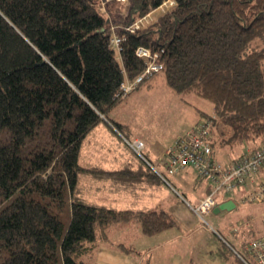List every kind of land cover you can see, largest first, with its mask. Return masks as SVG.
<instances>
[{"label":"trees","instance_id":"obj_1","mask_svg":"<svg viewBox=\"0 0 264 264\" xmlns=\"http://www.w3.org/2000/svg\"><path fill=\"white\" fill-rule=\"evenodd\" d=\"M104 1L108 9L125 4L118 48L100 10ZM167 1L0 0V264H88L99 243L113 244L115 224L134 221L145 235L176 225L164 209L116 208L81 195L83 177L164 181L145 146L141 157L129 144L128 124L109 114L157 73L177 95L212 104V114L198 109V121L171 144L200 124L208 125L212 156L217 146L264 142V0H171L136 31L125 29ZM138 46L156 52L162 68L124 92L121 84L146 66ZM99 123L122 139L139 167L81 164ZM218 123L231 131L215 142L211 127ZM257 178L264 179V165ZM243 222L231 227L242 247L264 233ZM237 259L246 264L239 253Z\"/></svg>","mask_w":264,"mask_h":264},{"label":"rangeland","instance_id":"obj_2","mask_svg":"<svg viewBox=\"0 0 264 264\" xmlns=\"http://www.w3.org/2000/svg\"><path fill=\"white\" fill-rule=\"evenodd\" d=\"M112 2L113 1H111V3ZM171 5V0L163 2L157 9L149 12L147 17L140 18L131 25L136 28L135 24L139 26L140 23L147 22L148 19H154L158 16V13H162ZM124 6L125 4L122 2H114L111 8L108 9L107 1H104V4L100 6V10L105 11V15L108 17V25L110 26L112 36H117L116 31L118 29V23L121 22L125 14ZM141 26L142 24L140 27ZM198 109L212 114V104L209 101L193 94H188L183 97L177 95L165 84L163 75L157 73L132 91L125 100L113 107L109 111V114L112 118L128 124L129 139L135 136L141 137L149 142L151 149H156L155 152L159 153L161 148L167 145L174 135L182 133L196 121L199 117ZM99 129L107 130L109 133L98 131ZM230 131L229 126L221 123L211 127L212 138L215 142H217L220 137L228 135ZM106 135L110 137L109 143L111 146H108V142L104 138ZM111 137L114 138L116 143L125 148L127 154L129 153L135 158L134 153L123 145L122 139L112 134L103 125H100L91 132L88 140L85 141L82 147L81 164L84 166L101 164V157L109 153L103 148L106 147L110 150L112 148L115 149L116 145H118ZM102 145H104V147ZM245 145L246 144L242 146L236 145L230 148L228 146L225 148L217 146L216 155L219 156L221 161L231 159L232 156L235 155H231V153H237V151H240L242 148L244 149ZM111 152L110 150V153ZM147 156L154 162L152 152H150L149 155L147 154ZM192 175L193 173L189 178L187 176L185 178L191 181ZM165 177L173 186L168 185L165 181H161L158 184L161 187L162 199L160 194L158 195L159 197H149L146 194L144 197L142 192L137 196L132 194L127 196L118 194L119 199H125L126 201L124 202L128 204L121 201L119 202L116 199V193H108L106 187H100L98 190L97 187H94L96 182L94 183L89 177H83V183L84 186H86L82 188L81 195L85 200L118 208L132 207L157 209V207H163L169 212L174 213L179 223V229L176 228V230L178 229V232H180V236L173 240L161 241V238L151 237L154 238V241L159 242L155 245L153 252L146 253L143 251L141 253L132 252V250L126 251L119 248L116 244L113 246L111 244L108 245V243H99L90 256L91 260L87 261L88 258H86L89 264L91 262L95 264H119L122 260L129 261L137 259H142L143 262L150 259V264H233L234 262L235 264H243L240 259H237V253L249 259L247 253L239 244L238 237L231 233L229 228L234 225H240L247 217L250 218L251 214H259L260 210L257 203L238 201L234 209H221L218 212H212L211 210V212L204 215L203 220H201L191 208V206L195 205V194L190 191V189H183L174 181V178L168 175H165ZM137 182L138 181H133L132 183ZM97 183L104 184L105 186L110 184L111 186L113 181L110 183L107 180H100ZM186 201H188L191 206ZM141 202H148V204L142 206L140 204ZM157 203H160V206H156ZM177 209L188 217V220L194 222V224L185 225L183 222L185 217L180 218L176 214ZM131 222L133 226L137 228H128L129 235L126 236L127 240L130 236H134L131 234L135 233V230H138V236L147 238L140 234L138 223L134 221ZM137 232L135 234H137ZM171 232L172 231H169L170 234ZM111 234L113 235L114 233L111 232ZM115 236L117 237V234ZM138 236L131 239H135V243H137ZM141 237H139V239ZM118 241L119 240H117V242ZM130 241L131 240L126 243ZM219 249L225 251L226 255L218 254ZM105 257H108L107 261H100L105 259Z\"/></svg>","mask_w":264,"mask_h":264},{"label":"built area","instance_id":"obj_3","mask_svg":"<svg viewBox=\"0 0 264 264\" xmlns=\"http://www.w3.org/2000/svg\"><path fill=\"white\" fill-rule=\"evenodd\" d=\"M141 24L139 26L135 24L136 28L132 26L133 24L125 26V29L136 31ZM121 38L120 36H112L111 44L118 48ZM136 54L145 59L146 66L135 81L121 84V89L124 92H128L146 74L162 68V64L156 60V52L138 46ZM208 131L207 124H200L196 129L188 130L186 138L176 139L163 151L161 159L164 164V173H160L158 168L155 169L154 167L153 169L168 185L170 184L165 175L174 176L186 167L191 168L197 177L209 180L210 191L199 198L194 206L186 201L201 220H203L204 215L212 210L219 193L241 191V200L244 202H264V179L258 180L257 178L260 168L264 165V142L255 147L244 148L241 154L229 165L222 166L211 155V146L207 138ZM129 144L142 157L143 141L132 139ZM246 223L243 222V224ZM243 249L249 257V259H244L246 264H264V233L249 239L244 244Z\"/></svg>","mask_w":264,"mask_h":264},{"label":"crops","instance_id":"obj_4","mask_svg":"<svg viewBox=\"0 0 264 264\" xmlns=\"http://www.w3.org/2000/svg\"><path fill=\"white\" fill-rule=\"evenodd\" d=\"M160 13H158L159 15ZM118 26H120L118 24ZM199 118L196 119L195 122L198 121ZM118 121V120H117ZM122 122V121H120ZM193 122V123H195ZM124 123V122H122ZM192 123V124H193ZM126 124V123H125ZM100 125H103L104 127H106V129H109L108 126H106L104 123H99L96 127L100 126ZM191 126V125H190ZM189 126V127H190ZM95 127V128H96ZM94 128V129H95ZM93 129V130H94ZM186 130V129H185ZM184 130V131H185ZM98 131H103L105 133H109L107 130H104V129H99ZM183 131V132H184ZM111 132V131H110ZM182 132V133H183ZM181 134V133H180ZM179 134H176L174 135V137L170 140V142L167 144L169 145ZM104 138L107 140L108 142V146L110 145L109 141H110V137L108 135L104 136ZM113 139V141L115 142L114 138L111 137ZM132 138H140L144 141V144H145V147H144V151L149 155L150 152H152V155H153V158H154V161L159 164L158 166V169L159 171H161L162 173H164V164L159 160H162L159 156H160V153L163 152V149L167 146H163L160 150L159 153H156L155 150L156 149H151V145L149 144V142L147 140H144L143 138L141 137H132ZM116 143V142H115ZM118 144V143H116ZM101 146V145H99ZM111 146V145H110ZM246 147L244 148H247V147H253V144L250 143L248 145H245ZM105 149L109 152L108 154H105L103 155V157H101V166L105 167V168H112V169H117V168H121L122 166H130L131 168H136V167H139V161L137 160V158L135 159L131 154H127L125 152V148L120 146L119 144L116 145L115 149L112 148L110 149L112 152L110 153V150H108L106 147ZM242 150H244L243 148L240 150V151H237V153H231V155L235 154H240L242 152ZM126 153V155H125ZM230 155V156H231ZM235 155L232 156L235 157ZM215 158V160L220 163L221 165H227L231 162L232 158L231 159H228V160H225V161H221L219 156L214 154L213 156ZM137 160V161H136ZM191 170V171H190ZM191 168L189 167H186L184 169H182V171L179 173V174H176L174 176H170L172 178H174V181L180 185L183 189L185 190H188L190 189V191H192L194 194H195V204L198 202L199 198H201L203 195H205L206 193H208L211 189V184L209 182V180L207 179H203V178H200V177H197L195 175V172L193 171ZM193 173V175L191 176V181H189L188 179H186L185 177L187 176L189 178V176ZM99 182V181H98ZM112 183V182H111ZM160 182L158 181H153V180H147L146 178H141V181L139 180L137 183H130V182H113L112 185L110 186L107 185L105 186L104 184H98L97 182L94 184V187H97L98 190L100 189V187L104 188L106 187L108 193L111 192V193H116V199L120 202H124L126 201L125 199H119V196L118 194H124V195H134V196H137L139 194H144V197H145V194L148 195L149 197H159L158 195L160 194L161 196V199H162V194H161V187L158 185ZM130 184V185H128ZM127 186V187H126ZM160 187V189H159ZM134 193V194H133ZM241 193L240 191H237L236 193H219L216 197V200H215V205L217 204H220L228 199H231L233 202H234V207L232 209H234L237 204H238V201L240 202H244L241 200ZM230 194V195H229ZM236 198V199H235ZM163 201V200H162ZM126 203V202H124ZM248 203H251V202H248ZM128 204V203H126ZM142 206H145L148 204V202L146 203H140ZM258 204V208H259V214H251V217L250 218H246L244 221L247 222L245 225L247 228L249 227H253V226H258V227H263L264 228V221H263V214H264V202H260V203H257ZM156 206H160V203H157ZM114 207V206H113ZM214 207V206H213ZM118 208V207H116ZM123 208H132V207H123ZM135 209H145V208H135ZM157 209H164L163 207H157ZM166 210V209H164ZM167 212H169L168 210H166ZM176 214L180 217V218H184L183 219V222L185 223V225H193L194 222L188 220V217H186L184 214H182L181 212L178 211V209L176 210ZM211 212V211H210ZM209 212V213H210ZM171 213L175 220H176V225L175 226H172L170 228H167V229H164L158 233H156L155 235H145L141 232V230L139 229L140 231V234L147 237V238H143L141 236H138V230H135V233L137 232V234L133 233L131 235H134V236H130L127 240L126 236L129 235V231H128V228L132 227V228H137L136 226H133L132 222H128V223H119V224H115L113 225L111 228H110V232H109V235L111 237V240L113 241V246H115L116 243H122L123 245H125L127 248H130V250H132V252H137V253H141L142 251L143 252H153L154 250V247L155 245L159 242V241H154L153 239L154 238H151V237H158V238H161V241L162 240H173L174 238L180 236V232H178V229H179V223H178V219L176 218V216L174 215V213L172 212H169ZM208 213V214H209ZM260 217V218H259ZM176 228H178L176 230ZM210 228V227H209ZM169 231H172L171 234L169 233ZM229 231L231 233L234 234V232L231 230V228H229ZM111 232H113L115 235L117 234V237L113 234H111ZM168 234V235H166ZM138 236V241L137 243H135V239H131V238H136ZM139 237H141L139 239ZM145 239H148V240H145ZM150 239V240H149ZM152 239V240H151ZM117 240H119L117 242ZM129 240H131L129 243H126L128 242ZM110 245V244H108ZM224 253L223 250L219 249L218 250V254L221 255V253ZM152 254V253H151ZM91 260V257H88L87 261ZM108 260V257H105V259L103 260H100V261H107ZM99 261V260H98ZM89 264V263H88ZM90 264H95L93 262H91ZM119 264H150V259H148L146 262H143L142 259H137V260H129V261H121V263Z\"/></svg>","mask_w":264,"mask_h":264},{"label":"water","instance_id":"obj_5","mask_svg":"<svg viewBox=\"0 0 264 264\" xmlns=\"http://www.w3.org/2000/svg\"><path fill=\"white\" fill-rule=\"evenodd\" d=\"M234 202L231 199H228L220 204L214 205L212 212H218L221 209L230 210L234 207Z\"/></svg>","mask_w":264,"mask_h":264}]
</instances>
